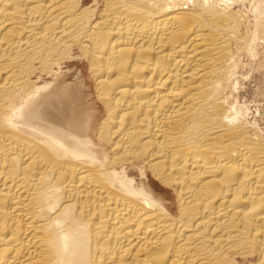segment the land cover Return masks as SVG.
<instances>
[{
    "label": "bare ground",
    "instance_id": "1",
    "mask_svg": "<svg viewBox=\"0 0 264 264\" xmlns=\"http://www.w3.org/2000/svg\"><path fill=\"white\" fill-rule=\"evenodd\" d=\"M247 1L0 0V264H264Z\"/></svg>",
    "mask_w": 264,
    "mask_h": 264
},
{
    "label": "rangeland",
    "instance_id": "2",
    "mask_svg": "<svg viewBox=\"0 0 264 264\" xmlns=\"http://www.w3.org/2000/svg\"><path fill=\"white\" fill-rule=\"evenodd\" d=\"M256 9L262 10L264 14V0L247 1L245 10L249 13L252 20H254V10ZM260 49L261 55L258 59H244L246 66H244L245 68L243 71L246 77L242 80L239 92H237L236 95H239V101L249 108L252 115L258 119L260 126L262 125L261 127L264 128V43ZM76 67L78 70L80 65L77 64ZM159 190H161V188Z\"/></svg>",
    "mask_w": 264,
    "mask_h": 264
}]
</instances>
